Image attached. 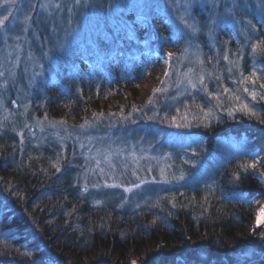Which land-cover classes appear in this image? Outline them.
<instances>
[{
  "label": "trees",
  "instance_id": "16d2710c",
  "mask_svg": "<svg viewBox=\"0 0 264 264\" xmlns=\"http://www.w3.org/2000/svg\"><path fill=\"white\" fill-rule=\"evenodd\" d=\"M70 4L61 11L70 27L86 32L94 24L104 30L95 38L90 30L84 39L58 51L53 31L61 27L60 12L48 21L42 18L40 26H30L27 41L21 43L37 57L45 55L42 44L46 43L56 64L44 67L32 80L22 59L7 83L6 106L17 128L8 118L0 122V264H131L133 260L137 264H264V224L257 227L253 216L256 202L264 199V183L255 169L239 168L253 154L264 156V123L239 111L231 118L226 111L243 102L264 117V100L253 101L244 91L247 87L264 93L259 87L264 83V55L257 56L260 79L255 85L240 82L251 77L247 64L244 74L235 71L239 77H229L216 54L222 77L208 95L197 90L176 103L167 77L158 88L163 91L137 102L139 83L159 63L152 53L146 57L141 53H165L170 48L181 53L184 33L173 32L166 24L154 25L143 42L142 22L137 23L131 13H123L121 22L113 1L81 0L72 8ZM259 30L256 42L264 40V30L261 26ZM153 31L158 32L157 39L152 38ZM82 59L90 62L88 70L80 66ZM127 92L134 99L121 101ZM236 95L240 101L234 99ZM103 102L105 108L114 106L110 114L101 111ZM201 108H212L218 119L194 118L202 116ZM35 116L62 126L72 121L73 127L91 119H100L102 127L129 129L155 121L158 127L176 132L172 168L188 178L136 210L113 199L96 202L82 186L79 167L68 164L55 141L34 142L23 120ZM185 118L190 127L175 126L185 123ZM223 140L231 143L228 148L222 146ZM237 171L241 179L233 182Z\"/></svg>",
  "mask_w": 264,
  "mask_h": 264
},
{
  "label": "rangeland",
  "instance_id": "374dc122",
  "mask_svg": "<svg viewBox=\"0 0 264 264\" xmlns=\"http://www.w3.org/2000/svg\"><path fill=\"white\" fill-rule=\"evenodd\" d=\"M110 1H113L115 12L120 14L121 22L124 21L123 13H131L137 23L142 22L143 42L147 40L149 28L154 25L163 27L166 24L173 32L184 33L186 38L181 53L176 48H170L165 53L158 50L141 51L143 57H146L147 53H152V56L158 58L159 63L157 68L147 73L139 83L137 102L152 97L167 77L174 90L173 101L177 103L185 96H193L197 90L208 95L212 88L218 86V77H222V72H226L229 77H239L235 71L244 74L247 69L250 73L253 71L259 73L258 53H253L252 46L259 42H256L260 32L259 26L264 30V0ZM66 3H71L70 8L77 4L76 0H16L14 5H7L4 0H0V17L8 15L9 9L12 12L5 25L0 27V122L8 118L15 127L17 126L13 122L11 110L6 106L5 94L8 90L7 83L14 76L21 60L24 59V70L26 74L31 75L32 80L39 78L44 67L50 69L56 64L53 49L46 43L42 44L45 53L42 57H37L31 48L27 50L21 43V39H27L26 32L30 26L37 27L38 24L40 26L45 18L48 21L60 12L58 20L61 27L53 31L57 37L54 46L58 51H64L72 42L84 39L90 30L93 33L91 38H95L99 31L104 30V26L94 24L86 32L77 31L74 26L70 27L63 21L64 15L61 13ZM254 17H257L256 20ZM54 22L52 20V24ZM130 23L133 30L134 25L132 21ZM158 37V32L153 31L152 38ZM233 41L235 45L231 46ZM169 52L173 53L171 60H167ZM216 54L221 57L223 68L226 69L222 72H218L216 68ZM41 61H46L50 65L46 66ZM79 64L84 70H88L91 65L87 59L80 60ZM200 77H203V84L199 82ZM192 83L196 84L195 88L191 86ZM129 99H134L131 92L121 97L123 102ZM24 108L26 111L27 106ZM113 109L112 104H108L107 108L104 102L101 104V111H107L108 114ZM23 123L24 127L29 129L35 143L42 144L43 141L52 140L59 145L64 157L68 158V164L79 167L82 186L96 202L103 203L113 199L121 207L136 210L151 204L181 182L182 180L177 178L182 173L184 179L188 178L184 172L176 175L172 168L171 143L176 138V132L171 130L172 128L158 127L155 121L145 122L134 126L133 129L120 125L102 127L100 119H91L82 127L81 125L73 127L72 121L62 122L64 123L62 126L58 122L45 121L37 117L33 120H23ZM64 129L66 133L62 135L60 131ZM18 132L19 136L23 135V131ZM222 142L224 148L231 144L227 140ZM261 170H264V165L255 169L258 175ZM262 181L264 183V180ZM113 184L119 186L111 187ZM126 188H131V191H125ZM263 200H258L254 207L255 225L258 215L264 219V212L261 209L256 210L257 204Z\"/></svg>",
  "mask_w": 264,
  "mask_h": 264
},
{
  "label": "snow or ice",
  "instance_id": "6c2138e0",
  "mask_svg": "<svg viewBox=\"0 0 264 264\" xmlns=\"http://www.w3.org/2000/svg\"><path fill=\"white\" fill-rule=\"evenodd\" d=\"M81 0H76L77 4H80ZM4 3L7 5H14L16 3V0H4ZM12 15L11 10H8V15H5L3 17H0V27H3L5 25V21L8 20L9 16ZM27 19V17H26ZM185 24H187L186 21H184ZM250 23V22H249ZM253 49V53H259L264 55V40L258 42L257 44H254L252 46ZM173 57V53L169 52L167 54V60H171ZM225 59H227V57H225ZM167 75V73H166ZM252 77H254V79H252ZM260 77L257 76V73L255 71H253L251 73V77H243V79L240 81L241 83H245L250 81L253 85L256 84V81L259 80ZM199 82L201 84H203V77H200ZM189 83H191V81H189ZM191 86L193 88L196 87V84L192 83ZM259 87L261 89H264V83H261L259 85ZM157 91H163V89H158ZM229 91L228 89H225V92ZM244 91L247 92L249 94V96H251L253 101H256L257 98H259L260 100H264V93H260L257 91H250L247 87L244 88ZM217 100H219V97H216ZM234 99L236 101H240L241 98L240 96L236 95L234 96ZM151 103V101H149ZM217 107H219V104L217 105ZM227 111V115L231 118H235V112L239 111V112H243L246 116L252 118L255 117L257 120H259L261 123H264V117H261V115L257 112V110L254 107H250L248 103H239L237 104L235 107L233 108H229L226 110ZM200 112L202 113V116L200 117H194L197 119H201L204 121H209L211 119H218L212 108H209L207 111H205L203 108L200 109ZM173 123H175V118L173 117ZM176 127H190V123L187 122L186 118H185V123L183 124H176ZM260 165H264V157L260 156L258 153L257 154H253L252 155V160L248 163H241L239 165L240 169H243L245 172L248 171L249 169H257L258 166ZM163 174V173H162ZM233 176V182H239L241 179V174L239 171L234 172L232 174ZM259 176L261 177L262 180H264V170L259 171ZM177 179L183 180L184 179V174L182 173ZM111 187H118L119 185L113 184L110 185ZM135 187H139V185H134ZM209 191H211V186L207 185L206 186ZM125 191H131V188H126ZM182 195V194H181ZM205 199H207L205 197ZM250 202V201H249ZM177 205L175 203V197L172 198V207L175 208ZM262 212H264V208L261 209ZM172 213H169V215H171ZM153 224L156 223V220L152 221ZM262 224H264V219H261V217L258 215L257 216V227L261 226ZM261 236L264 237V233H261ZM30 255V253H29ZM131 264H137L136 260L131 261Z\"/></svg>",
  "mask_w": 264,
  "mask_h": 264
},
{
  "label": "bare ground",
  "instance_id": "6f19581e",
  "mask_svg": "<svg viewBox=\"0 0 264 264\" xmlns=\"http://www.w3.org/2000/svg\"><path fill=\"white\" fill-rule=\"evenodd\" d=\"M262 200V199H260ZM264 208V200L263 201H260L258 204H257V207H256V210H259V209H262Z\"/></svg>",
  "mask_w": 264,
  "mask_h": 264
}]
</instances>
